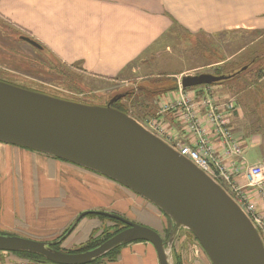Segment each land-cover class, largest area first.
<instances>
[{"label":"rangeland","instance_id":"1","mask_svg":"<svg viewBox=\"0 0 264 264\" xmlns=\"http://www.w3.org/2000/svg\"><path fill=\"white\" fill-rule=\"evenodd\" d=\"M22 33L21 30L0 18L1 81L86 106L103 108L118 102L128 108V114L125 113L127 116L163 140L169 143L172 141L173 144L176 141L181 144L187 143L185 136L179 130V128L185 130L186 126L187 132L194 139L193 142L197 143L200 136L206 138L207 144L201 149V153L218 162L219 172H214L213 175L216 177L215 180L239 205L246 208L247 203H250L253 213L264 220V192L260 187L250 185L246 178V172L252 164H264V148L257 147L251 150L250 146H245L244 142L243 144L241 142L242 139H246L244 134H247L249 124L253 122L255 128H259L256 126V115H251L240 107L236 99L239 94L228 90V85L240 87L242 84L237 85L236 80H230L229 83L219 85H213L217 83L213 82L185 88L181 86V77L184 75L213 74L218 68L231 77L237 72L233 71L235 67L250 59L254 62L243 67L248 68L242 77L253 80L255 71L259 67H264L263 31L237 30L207 36L194 35L174 25L157 48H152L141 59L124 68L121 74L114 78L88 76L82 73L77 65L61 64L49 51L39 50L21 40L19 36ZM132 98L135 100L138 98L143 103L140 106H133ZM230 100H232L233 108L228 104ZM193 103L194 105L190 107L189 105ZM248 103L254 105L251 100H248ZM187 110L197 113L193 118L197 124L192 122L193 128L190 129L186 121ZM217 119L220 123L225 122V125L218 124ZM228 132L233 139L226 137ZM261 133L259 128V132L255 131L252 135L261 136ZM235 139L238 141L235 143L236 147L235 144L230 143ZM250 152H254V155H249ZM61 178H65V175ZM95 183L94 188L87 192H83L78 185L76 199H67L63 196L60 206L46 212L47 224L38 225L41 228L40 234H53L61 228H66L72 222L66 228V232H70L83 220L95 218L94 215L85 214L80 221L78 220L84 211H91L98 204L107 202L113 204L116 210L129 208L124 206L120 200L116 201L122 196L119 189L116 195L107 193L104 197L99 191L104 188L100 187L101 185L97 182ZM120 185L119 187L126 190L129 198L134 201L132 204L135 203L138 209L140 208L147 215L155 214L159 218L158 226L156 223L147 224L159 228L160 233H158L161 237L163 235V239L165 238V252L169 264H175V253L179 255L180 264H214L205 248L185 224L175 220L160 208L157 210V206L154 207L145 202L146 199L144 202L139 200V194L137 195L134 191L132 193L130 188ZM248 191H253V193L248 194ZM76 192L75 190L72 193L76 194ZM125 202L129 205L130 200ZM98 210L111 212L109 207ZM249 213L252 214V211ZM74 216H77L76 219ZM121 216L130 221L138 220L131 214ZM143 222L137 223L144 225L147 221ZM160 224L161 227H159ZM116 227L114 223L111 224L110 221L104 220L101 229L112 232ZM79 233L81 229L76 234ZM17 236L34 241L51 242V238H45L46 236L37 237L24 234ZM120 244H125V242ZM49 247L52 248L51 245ZM152 253L156 258L154 249ZM11 255L13 260H26L23 255L15 253Z\"/></svg>","mask_w":264,"mask_h":264},{"label":"crops","instance_id":"2","mask_svg":"<svg viewBox=\"0 0 264 264\" xmlns=\"http://www.w3.org/2000/svg\"><path fill=\"white\" fill-rule=\"evenodd\" d=\"M0 18L23 32L19 38L26 36L36 41L61 64L77 65L88 76L114 78L157 48L174 22L194 35L216 36L237 30L264 33V0H0ZM261 81L264 82V72ZM249 126L258 132L260 128L262 135L251 134L242 139V144L251 150L264 147V112L261 120H256L259 128L253 122ZM179 130L185 142L194 140L186 126L185 130ZM95 182L104 188L99 190L104 197L107 193L116 195L119 189L122 196L116 201L129 208L116 210L113 204L105 202L93 210L109 207V211L119 215L131 214L138 219L130 217L135 222L147 221L143 222L145 226L149 222L159 225L155 214L147 215L132 204L134 201L119 187L118 181L53 155L0 141V233L46 236L51 238L50 243L58 238L62 249L79 247L102 230L103 220L98 217L83 220L66 232L70 222L66 228L49 235H41L38 225L47 224L46 212L60 206L63 196L76 199L78 185L87 192L94 188ZM138 198L145 201L140 195ZM147 226L160 233L159 228ZM79 229L81 233L76 234ZM139 241L123 244L116 259L105 264H159L157 254L155 258L152 253L153 245ZM11 254L0 251V264H42L13 260Z\"/></svg>","mask_w":264,"mask_h":264},{"label":"water","instance_id":"3","mask_svg":"<svg viewBox=\"0 0 264 264\" xmlns=\"http://www.w3.org/2000/svg\"><path fill=\"white\" fill-rule=\"evenodd\" d=\"M20 38L41 48L26 36ZM229 77L184 75L181 86ZM0 141L53 155L118 181L185 224L214 264H264L259 234L232 197L161 139L111 106L77 104L0 81ZM87 213L107 215L128 227L83 252H64L46 242L0 234V251H28L54 264H87L122 242L142 240L153 245L159 264H169L163 239L154 229L115 213L91 210L81 215Z\"/></svg>","mask_w":264,"mask_h":264},{"label":"trees","instance_id":"4","mask_svg":"<svg viewBox=\"0 0 264 264\" xmlns=\"http://www.w3.org/2000/svg\"><path fill=\"white\" fill-rule=\"evenodd\" d=\"M174 25H177V24L174 22ZM41 49H43V47H41L39 50H41ZM253 62H254V60L250 59V60L246 61L245 63L235 67L233 70V71H237L235 75L231 76L230 78H228L226 80L219 81L217 83H213V85H216V84L219 85L221 83L224 84L226 82L229 83L230 80H236L237 85L242 84V86H240V87H237V86L231 87L230 85H228V90L229 89L233 90L239 94V97L236 99H237V102L240 104V107L244 108L247 113H251V115L255 114L256 120H257V122H259V119L261 120V116L263 115V112H264V105H263L264 104V100H263L264 92L262 90V86L264 83L261 81L262 76H263V72H264V67H259L255 71V73L253 75V77H254L253 80L252 79H250V80L244 79L242 77L244 75V73L247 71L248 67L244 70L242 68L246 65L248 66L250 63H253ZM231 72H229V73H231ZM225 74H227V73H225V72L223 73L222 71H220L219 68L213 72V75H225ZM1 80L2 79H0V81ZM13 85H15V84H13ZM19 87L26 89V87H24V86H19ZM248 100H251L252 102H254V105L253 106L250 105L248 103ZM131 102H132L133 106H135V105L140 106L143 103V102L139 101L138 98L136 100L132 98ZM111 107L115 108L118 111H121L123 113L128 114V108L124 105L119 104L118 102L111 105ZM146 110H148V108H146ZM144 112H146V111H144ZM246 132H247V134H244V136L247 138L255 131H253L252 126H249V130L248 131L246 130ZM89 214L94 215L103 221L108 220L111 222V224L114 223L117 227L112 232H110L109 230L108 231H104L103 229L100 230V232L93 234V236H91L85 243H83L82 245H80L79 247L74 248V249L69 250V249L60 248V240L58 238L51 243V247L53 249L61 250L64 252H83V251L90 250V249H93V248L99 246L101 243L105 242L107 239H109L114 234H116L118 231H120L123 227H125L123 222L116 220L114 218H111L107 215L97 214V213H89ZM0 234H3V233H0ZM4 235H8V234H4ZM162 237H163V235H162ZM164 241H165V238L163 239V242ZM122 245L123 244H118V245L112 247L111 249H109L108 251H106L105 253L100 255L99 258L96 257V258L92 259L87 264H105L106 261L115 260L118 253H119V249ZM8 253H15V254L23 255L24 258H26L27 262L29 261V262L42 263V264H54V263L46 260L44 258V256H42L40 254L28 252V251L20 250L17 252H8ZM175 254L176 255L174 257V262H175V264H180L179 255L177 253H175Z\"/></svg>","mask_w":264,"mask_h":264},{"label":"built area","instance_id":"5","mask_svg":"<svg viewBox=\"0 0 264 264\" xmlns=\"http://www.w3.org/2000/svg\"><path fill=\"white\" fill-rule=\"evenodd\" d=\"M231 102L232 100H230L228 104L231 108H233V104ZM192 105H194V103L189 106L192 107ZM196 114L197 113H195L192 110L191 111L187 110L186 121H187V126L189 127V129L193 128L192 126L193 123L197 124V121L193 119L194 116H196ZM216 122L220 124L221 126L225 125V122L220 123L219 119H217ZM226 137L233 139L229 132L226 133ZM161 139L163 140V138ZM171 140H173V138H171ZM163 141L166 142L173 150H175L181 156H183L188 161H190L194 166H196L198 169H200L205 174H207L209 177H211L214 180L216 179V177H214L213 175H214V172H217V173L219 172L218 162L215 159L209 158L208 155L206 154L203 155L201 153V149L205 148L207 144V140L205 137L200 136V139L197 143H195V141L194 142L192 141V142L181 144L178 141H176L175 144H173L171 143L172 141H170V143L165 140ZM236 142H238L237 139L233 140L230 143L235 144ZM236 146L237 145L235 144V147ZM208 169H210L212 172L210 173ZM246 178L250 185L258 186L264 192V164L262 163L252 164L246 172ZM239 206L242 208L244 213L247 215V217L250 219V221L254 225L255 229L257 230L260 236L261 242L264 247V222H263L264 220L253 213V207L250 203H247L246 208L243 205H239ZM249 211H252V214H250Z\"/></svg>","mask_w":264,"mask_h":264},{"label":"bare ground","instance_id":"6","mask_svg":"<svg viewBox=\"0 0 264 264\" xmlns=\"http://www.w3.org/2000/svg\"><path fill=\"white\" fill-rule=\"evenodd\" d=\"M103 116H107V113H104L103 114ZM141 125V124H140ZM142 126V125H141ZM147 130V129H146ZM150 133H152L151 131H149ZM153 134V133H152ZM233 199V198H232ZM141 201H143L144 202V200L143 199H140ZM234 200V199H233ZM148 201V200H147ZM235 201V200H234ZM150 204H153L152 202H150V201H148ZM236 202V201H235ZM237 203V202H236ZM238 204V203H237ZM154 205V204H153ZM239 205V204H238ZM154 206H156V205H154ZM100 211V210H99ZM107 212V211H106ZM110 213H114V212H110ZM169 215V214H168ZM139 224V223H138ZM142 225V224H141Z\"/></svg>","mask_w":264,"mask_h":264},{"label":"flooded vegetation","instance_id":"7","mask_svg":"<svg viewBox=\"0 0 264 264\" xmlns=\"http://www.w3.org/2000/svg\"><path fill=\"white\" fill-rule=\"evenodd\" d=\"M133 222H134V221H133ZM139 224H140V223H139ZM124 225H125V227H123L122 229H124V228L128 227V225H126V224H124ZM122 229H121V230H122Z\"/></svg>","mask_w":264,"mask_h":264}]
</instances>
